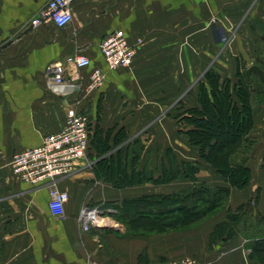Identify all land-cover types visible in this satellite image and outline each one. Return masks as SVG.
Wrapping results in <instances>:
<instances>
[{"label":"crops","instance_id":"obj_1","mask_svg":"<svg viewBox=\"0 0 264 264\" xmlns=\"http://www.w3.org/2000/svg\"><path fill=\"white\" fill-rule=\"evenodd\" d=\"M49 0H0V264H163L194 257L204 264H263L251 256V238L242 234L211 244V234L227 213L204 224L168 233L134 234L109 213L108 225L85 231L79 213L86 204L112 208L125 198L162 193V184L117 186L100 165L122 153V167L154 172L150 154L162 152V137H174L180 159L202 160L200 147L177 126L181 113L170 107H201L200 81L213 70L226 79L264 57V0H75L67 28L30 19ZM122 29L138 50L129 67L109 69L102 39ZM77 50L91 64L71 68L78 89L68 96L48 84L46 66ZM103 70L100 87L88 89L91 72ZM71 111L91 119L90 148L71 174L31 184L10 166L14 153L37 146L60 131ZM174 123L165 126L163 123ZM246 164L252 177L247 190L231 186L213 168L200 180L231 188L233 206L255 197L264 215V101L249 132ZM178 147V148H177ZM190 155L188 156V152ZM186 154V155H184ZM126 155H129L126 157ZM192 186L189 178L174 180ZM53 185L69 193L66 216L49 209ZM183 188V187H182Z\"/></svg>","mask_w":264,"mask_h":264},{"label":"trees","instance_id":"obj_2","mask_svg":"<svg viewBox=\"0 0 264 264\" xmlns=\"http://www.w3.org/2000/svg\"><path fill=\"white\" fill-rule=\"evenodd\" d=\"M258 65L264 70V57H258ZM247 69L245 67L237 80L226 79L223 83L217 72L207 71L204 77L208 84L205 80L200 81L197 91L201 107L187 108L181 113L182 120L189 125L186 132L190 143L200 147L202 160H184L173 153L171 167L164 165L163 169L154 172L137 169L140 155L135 153L132 173L126 165L122 167L121 152L116 156L118 162L113 155L100 161L107 178L118 177L119 187L148 181L167 184L177 178L192 181L188 188L125 198L114 203L117 210L114 217L126 224L128 232L153 234L187 229L226 207L229 213L213 230L211 244L242 234L252 240L251 256L264 264V215L253 225L246 219L247 213L243 209L239 207L232 211L229 186L200 180L197 175L202 169L213 168L231 186L249 188L252 172L245 161L252 140L248 135L254 124L255 111L264 101V72L248 77ZM241 156L245 157L241 159ZM244 206L251 209L248 202Z\"/></svg>","mask_w":264,"mask_h":264},{"label":"built area","instance_id":"obj_3","mask_svg":"<svg viewBox=\"0 0 264 264\" xmlns=\"http://www.w3.org/2000/svg\"><path fill=\"white\" fill-rule=\"evenodd\" d=\"M75 0H49L31 19V25L37 27L51 23L56 27L67 28L73 21L72 3ZM100 49L109 69L125 68L132 65L138 45L131 44L122 29H114L102 39ZM91 60L80 50L53 61L46 66L49 86L68 96L78 89V82L70 72L71 68L88 67ZM105 74L95 68L90 75L88 89L101 86ZM91 140L90 115L84 112L71 111L67 114L63 128L47 135L37 146L14 153L10 160L13 173L21 180L31 184L44 181H56L74 172L78 163L84 160L89 152ZM69 193L53 185L50 189L49 209L55 216H66V203ZM117 210L103 206L84 205L79 213V220L85 231L96 226L108 225L109 213ZM116 222V221H115ZM96 264V263H94ZM165 264H204L196 258L172 260Z\"/></svg>","mask_w":264,"mask_h":264},{"label":"rangeland","instance_id":"obj_4","mask_svg":"<svg viewBox=\"0 0 264 264\" xmlns=\"http://www.w3.org/2000/svg\"><path fill=\"white\" fill-rule=\"evenodd\" d=\"M169 110H170L171 113H174V115L175 114L179 115L181 113V111H182V113L185 111V107L177 105V106H174V107H170ZM184 115H186V114H184ZM163 124L165 126H167V127L171 126V128L173 129V124H174L173 122L172 123H163ZM175 124L177 126L181 127L182 129H185L186 131H187L188 127H189V125L186 124V122L184 120H182V119L176 121ZM189 140H190V138H189ZM176 145L179 146V144H177L175 142L174 137H167V138L162 137V152H160L159 154H157L156 152H152L150 154V159L149 160H151L152 165L153 166L155 164L161 165L160 167H162V169H163L164 165L167 166V167H171V164H172L171 160H172V157L174 155L173 153H175L178 156V154H177V152L175 150L176 149ZM179 148H180V146H179ZM188 153H189L188 154V156H189L190 155V151ZM184 155H186V154H184ZM246 156H247V154H246ZM244 157L245 156H241L240 158L243 159ZM178 158H180V156H178ZM182 187L183 188H188L190 186L184 187L183 183L177 182V184H176L174 181H172L170 183H167V184L162 183V193H164V192H173V191H175L177 189H181ZM248 202H251L250 203L251 209H249V210H247V208L244 206L245 203H247V202H243L240 205L233 206L231 201H230V205H231L232 211H236V209L239 208V207L241 209H243L242 211H245V213H247V215H246L247 218L246 219L248 221H250V223H253V225H254V224H256L255 222H257V219L259 217L257 213H260L261 210L258 207V201L255 199V197L250 198L248 200ZM215 213H229V210H228V208L225 207V208H222V209L216 211ZM207 220L201 222L200 224H204ZM117 221L120 222V223H123V222H121L119 220H117ZM200 224H198V225H200ZM124 225H126V224H124ZM242 227H243V225H242ZM191 258H194V257H191ZM163 264H165V263H163Z\"/></svg>","mask_w":264,"mask_h":264},{"label":"water","instance_id":"obj_5","mask_svg":"<svg viewBox=\"0 0 264 264\" xmlns=\"http://www.w3.org/2000/svg\"><path fill=\"white\" fill-rule=\"evenodd\" d=\"M263 72L264 70L257 64L250 65L246 71L248 77H250L251 74H262ZM250 203L251 202H248L249 205Z\"/></svg>","mask_w":264,"mask_h":264}]
</instances>
